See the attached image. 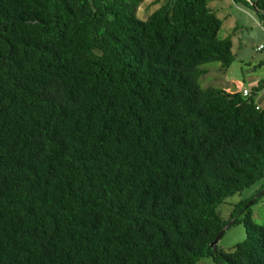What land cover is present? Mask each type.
<instances>
[{"label": "trees", "instance_id": "trees-1", "mask_svg": "<svg viewBox=\"0 0 264 264\" xmlns=\"http://www.w3.org/2000/svg\"><path fill=\"white\" fill-rule=\"evenodd\" d=\"M145 2L0 0V264H264L261 196L217 212L264 181V79L203 90L235 61L210 0Z\"/></svg>", "mask_w": 264, "mask_h": 264}, {"label": "rangeland", "instance_id": "rangeland-1", "mask_svg": "<svg viewBox=\"0 0 264 264\" xmlns=\"http://www.w3.org/2000/svg\"><path fill=\"white\" fill-rule=\"evenodd\" d=\"M256 1V0H255ZM155 0H146L139 9L140 20L148 17L158 9L154 6ZM210 7L222 21L220 39L231 38L233 42V54L235 61L230 68H223L220 63H210L201 67L207 71V75L200 79L203 90L208 88L224 89L230 91L252 92L257 83L264 79V50L257 51L258 47H264V27L259 23L256 12L245 6L241 0H210ZM255 102L264 108V91L254 96ZM264 181L257 183L252 188L237 194L219 206L217 212L221 218L228 222L241 201L259 197ZM252 219L258 225H264V195L252 207ZM246 238L245 228L242 224L230 227L220 240L218 247L225 253L234 252L236 246ZM198 264H214L211 259H203Z\"/></svg>", "mask_w": 264, "mask_h": 264}, {"label": "water", "instance_id": "water-1", "mask_svg": "<svg viewBox=\"0 0 264 264\" xmlns=\"http://www.w3.org/2000/svg\"><path fill=\"white\" fill-rule=\"evenodd\" d=\"M263 194H264V190H263L262 193H260L259 196H261V195H263ZM252 202H253V201H252ZM252 202H251V203H252ZM228 227H229V226H226V227L223 229V231H222L221 234L218 236V238L216 239V241L211 245L212 248H215V247L218 245L219 241L221 240V238H222V237L224 236V234L226 233Z\"/></svg>", "mask_w": 264, "mask_h": 264}, {"label": "built area", "instance_id": "built-area-1", "mask_svg": "<svg viewBox=\"0 0 264 264\" xmlns=\"http://www.w3.org/2000/svg\"><path fill=\"white\" fill-rule=\"evenodd\" d=\"M261 48H262V47H261ZM244 95H245V96H248V95H249V91L245 90V91H244Z\"/></svg>", "mask_w": 264, "mask_h": 264}, {"label": "crops", "instance_id": "crops-1", "mask_svg": "<svg viewBox=\"0 0 264 264\" xmlns=\"http://www.w3.org/2000/svg\"><path fill=\"white\" fill-rule=\"evenodd\" d=\"M239 1H240V0H239ZM239 1H238V2H239ZM236 2H237V1H236Z\"/></svg>", "mask_w": 264, "mask_h": 264}]
</instances>
